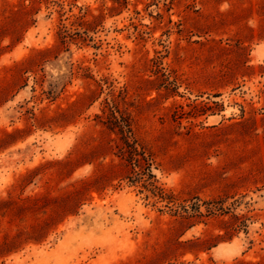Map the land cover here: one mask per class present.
<instances>
[{
	"label": "rangeland",
	"instance_id": "1",
	"mask_svg": "<svg viewBox=\"0 0 264 264\" xmlns=\"http://www.w3.org/2000/svg\"><path fill=\"white\" fill-rule=\"evenodd\" d=\"M0 264H264V0H0Z\"/></svg>",
	"mask_w": 264,
	"mask_h": 264
},
{
	"label": "trees",
	"instance_id": "2",
	"mask_svg": "<svg viewBox=\"0 0 264 264\" xmlns=\"http://www.w3.org/2000/svg\"><path fill=\"white\" fill-rule=\"evenodd\" d=\"M112 122L119 127V130L121 132V134H123V139L125 141V144L127 146V152H128V157L126 158L127 161L130 163V164H133L134 166H138L139 165V159H138V155L140 154L138 152V149L135 147V145L133 143H131L127 137V135H125V130L123 128V126L121 125V123L119 122V120L117 119L116 116H112ZM130 131V130H129ZM150 163L148 162V167L147 169L150 171ZM150 176L151 177H154V175L150 172ZM84 183H87V182H84ZM78 192L75 190L73 192H71L70 194H68V198L69 197H75V195L77 194Z\"/></svg>",
	"mask_w": 264,
	"mask_h": 264
}]
</instances>
